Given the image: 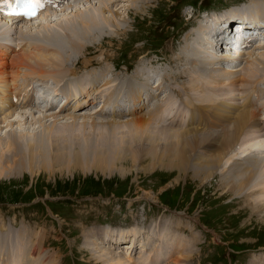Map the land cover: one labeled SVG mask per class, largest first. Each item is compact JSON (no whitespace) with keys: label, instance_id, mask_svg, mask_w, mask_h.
Listing matches in <instances>:
<instances>
[{"label":"rangeland","instance_id":"374dc122","mask_svg":"<svg viewBox=\"0 0 264 264\" xmlns=\"http://www.w3.org/2000/svg\"><path fill=\"white\" fill-rule=\"evenodd\" d=\"M244 1H246L247 4V2L252 0H144V2L141 1L136 5L134 8L135 10H129L128 13L124 9L127 8L128 5L125 7L123 5L130 3L129 1H121L115 5L111 4L114 9L119 7L120 4H123V8L120 9L121 21H118L120 27L118 26L113 32L109 31L103 33L104 35L101 37V42L97 44H102L104 46L91 48V53L89 52L86 56H89V59L95 58L105 60V58H107L105 66L107 65L112 68L113 71L111 75L113 78H122L126 75L133 76L134 70L140 67L134 65H145L141 63L144 60H142L139 55L148 50L167 51L164 58L178 50L176 54L178 61H173L172 66L179 68L183 66V54L185 53L182 48H186L187 43H189L192 38V34L188 33L184 40H182L180 48L177 49L180 38L188 32L187 28L194 24L196 20V17L189 20V16L193 12L197 13V9L200 7L207 10H219L229 4H233V6L238 8ZM85 6L86 5H83V7ZM234 10L231 9L222 14L215 12L212 22L202 23L208 26L209 29L205 30L203 25L200 24L199 27H201L203 32L200 33L201 36H199L198 41L195 43L204 54H208L205 52L207 49V52L214 54L215 59L221 61L220 65L217 66H221V68L223 67L227 71H232L233 74L232 72L229 73L230 76H233L232 78L243 71L247 66V68H255L257 66L256 62L252 64L247 63L251 58H247L248 53H246L244 49H237L235 51L231 48H224L222 46L221 49L224 54V56H222L223 54H219L216 47L214 48L210 44V37L213 35L216 26L229 21V19H231L229 21V26H232L235 18H239L236 17L237 15L232 14ZM71 11L72 10L69 12ZM69 12L66 13L68 14ZM58 13L60 16L63 11L61 10ZM105 14L111 17L110 11H107ZM125 16L126 21L124 18ZM55 18L56 16H54L53 19L50 17L53 22ZM49 20H43L42 22L46 24ZM253 20L260 22L262 19L255 17L244 21L249 22ZM171 24L175 26L171 27ZM199 27H196L194 31ZM222 27L225 30L227 29L225 25H222ZM32 31H34V29ZM14 36L15 39H22L18 33ZM24 38L30 41V43L27 42L28 44L24 45V43L21 42L23 44L22 49H19L21 46L17 45L12 39L11 45L14 46L13 55L21 52L23 49H28L29 51L31 49L38 53L36 48L37 43L30 38ZM141 41L144 42L142 46L135 45V43ZM258 45L249 48L250 50L247 51H264V49H256ZM260 47L261 45L258 46V48ZM119 49L120 55L117 56V51ZM223 50L226 51L223 52ZM111 51L113 54L110 53ZM238 53L239 55H237ZM99 55L102 58H100ZM249 56L252 57L251 54ZM111 58H113V64L110 61ZM150 58L151 57H146V61L148 62ZM232 58L237 60L233 68L230 64L227 65L224 63L225 60H230ZM155 59L163 61L162 63H152V66L157 69L156 71L165 68L167 72L172 73L171 76L167 77L166 81H176L178 83L183 81L180 77L183 78L185 75L181 73V69H167L169 66L167 63L168 59ZM128 63H130V65H128L126 69L125 65ZM91 64L93 66H99V62L95 60L92 61ZM70 67L68 66V71ZM259 67L263 68L264 66L261 64ZM47 68L49 69V67ZM146 68L152 71V68L148 65H146ZM21 70L23 72L21 73V80L18 79V84L23 83L22 79L26 72L25 68ZM149 70H146L147 76L145 85L152 90L155 101L156 98H159V89L154 87L158 80L154 79V75L148 73ZM162 71L163 69L159 70V77H161ZM65 73L67 74L66 70ZM177 74H180V77L177 78ZM184 74H188V71ZM36 76L39 78L38 75ZM35 80H37V78H35ZM45 80H51L53 83L54 80L55 82L57 81V77L52 79L46 77ZM234 81H238V77ZM226 82H229V79H226ZM246 85H248V83H244L240 88ZM105 90H109V88H105ZM143 90V95H145L146 89ZM22 91L24 90L22 89ZM101 91L103 94L102 88ZM231 92L234 95V101H236V97L244 93L241 90L238 93H235L237 90ZM177 93L181 97L173 93V96L176 95L173 99L171 96L168 101H158L159 107H166L167 110H175L177 112V105L178 107H182L184 112V110L189 109L193 105V103L191 105L190 99L185 93ZM198 93L199 91L197 90V94ZM102 94L101 97L103 98ZM162 96L163 95H161V99ZM177 96L181 98L183 102H181ZM171 100L173 103H171V105L175 104L173 106L175 109L170 104H166ZM191 101L194 100L191 99ZM137 102H139V100ZM194 102H196V100ZM202 102H204V100H199V103ZM238 102H240V100ZM61 106L62 105L55 104L51 109H56L55 111L58 112L64 111V109H61ZM244 106L242 107L246 108V106ZM36 107V111H38V109L45 110L38 105L31 106V108L28 107V109L34 110ZM11 108H14V106L9 105L4 109L1 107L0 120ZM261 109H263V116L261 117H264V107ZM148 111L149 109L142 114H136L134 118L142 115L148 118V116H150ZM68 114L69 113H65L64 116L70 117ZM90 114L96 115L98 112L89 113L86 117H89ZM155 114H157V112H155ZM80 115L82 117V114L78 116ZM182 116L185 122L180 126H173V128L183 129L187 127L189 117L186 113H183ZM104 117L105 116L102 115L99 116L101 119H104ZM127 117L131 118V115ZM258 117L260 119L258 115L252 116L254 119ZM80 119L74 124L75 133L79 132L77 135L65 133L52 138H48L47 135L41 132L40 135L36 133L37 135L35 137H28L27 135L24 140L34 144L33 147H24L23 152L19 154V151L22 150L21 148L18 151V155L14 153V157L17 158L16 160H13L7 155L3 156L4 159L0 156V264H11V249L16 250L15 256L17 259H25L27 257L25 261L26 263L31 262L30 264H77V262L78 264H96V262L104 264V262L96 256V250L100 251V249H102L109 253H113V251L116 250L118 252L120 251L121 254L124 252L122 248L118 249L116 247L115 242L108 239L109 236H106L107 231L104 229V225L109 224L113 227H128L130 224L134 223L136 218L142 216V214L143 219L146 218L147 214L152 216H164L163 221L165 224L163 222V225L168 227V231L171 230V232L165 235H169L167 237L168 240L166 239L164 242H161L163 245L158 248L159 250H165L164 255H158L155 252L157 258L162 259L169 256V250L173 245V236L175 235L178 241L177 247L180 251L183 250L182 252L187 248L184 246L183 249V243L180 241L181 238L183 240V236L189 244L193 243L188 246L189 248H187L185 254L182 253L183 255H181V253L177 254L174 248L168 261L163 264H250L251 261H254L251 260V258L257 259L258 256L264 254V212L258 211V209H262L259 206V202L264 201V182L261 183V178H259V184L257 183L256 186L254 183L251 184V182H248L250 184V190L235 193L230 192L228 190L229 187L220 182L218 173H214V175L207 180H203L202 176L198 175L200 172L198 167L202 166L213 154V150H218L220 145H215L216 150H211L207 148V146L203 148L202 145L204 144H202L197 149L199 151L198 153H191L194 163H188L179 168L178 163H181V158L183 156V143L180 142L177 144V141L174 142L172 137L168 138V134L170 135L173 133L164 131L163 136L156 138L151 128L142 133L141 131L137 132L135 127L130 130L128 128L129 126L125 129L122 126L120 128L122 132L114 133L112 136V138L115 137L116 139L121 138V136L122 138L124 137L123 149H119L118 154H114L116 152H112L113 155L110 153L107 154V152H100L99 154L92 155L93 153L89 151V148L95 149L96 140L94 139L97 137L96 135L108 134L109 131L107 132V130L111 128L113 124L108 125L106 123L102 125V128L98 124L97 128L91 123L93 118H86L87 122H83V118ZM154 119L155 118L152 116V123H154ZM22 125L21 127L30 129L31 131L40 129V127H36L38 124H34L31 127L29 124ZM171 125H175V123ZM84 127L86 129H84ZM168 127H170V125H166V128ZM5 128L6 127L3 129L1 128L0 132L3 142L9 140L7 136L8 130ZM79 129L81 131H79ZM146 132L149 133V135H146ZM173 135L174 138H176L175 135L180 136L176 133ZM65 137L68 139H65ZM28 138L30 140H28ZM33 139H35V141ZM88 146L89 148H87ZM84 149L87 150V152ZM237 149L235 153H240V145L237 146ZM1 154L0 150V155ZM115 155L118 156L116 157ZM231 156L232 155H230V157ZM262 156L264 157V154L260 155V157ZM233 158L237 163H242L245 160H240L238 156H234ZM225 165H230V163L227 161ZM225 179L227 182L230 181L229 177ZM237 183L241 184L238 180L236 183L231 182L232 186L237 185ZM163 225L161 229L156 228L159 233L163 232V228H165ZM173 226L182 232L183 235L178 234ZM134 227H136V225L130 226L129 228H116L115 230H118L119 233L128 231ZM137 227L140 228V226ZM148 229L149 232L153 234L150 230L155 228L151 227ZM141 230H143V228H141ZM105 236L107 238L105 241L106 244H104V240L100 242ZM129 236L133 238V235ZM128 240L129 239L125 237L123 239L124 242L118 240L116 243H129ZM17 241L21 242L22 245L17 247L19 244ZM93 241L96 243L92 246L94 249L91 247ZM14 244H16V248L19 250L14 248ZM96 246H99V248L95 249ZM122 257H124L123 254L119 258L122 259ZM256 261H258L257 264H262L264 255L260 260Z\"/></svg>","mask_w":264,"mask_h":264},{"label":"bare ground","instance_id":"6f19581e","mask_svg":"<svg viewBox=\"0 0 264 264\" xmlns=\"http://www.w3.org/2000/svg\"><path fill=\"white\" fill-rule=\"evenodd\" d=\"M121 1H129L130 3L124 5L120 4V6L115 9L112 8L111 4L115 5L117 3H120ZM141 1L144 2V0H80V1L73 0L72 2L67 3L68 7L65 6L66 10H62L63 13L60 14V16L58 15L59 13L55 14L54 11L50 9H48L42 15H39L37 18H29V19L27 18V20L26 19L19 20L14 17H3L2 15H0V42L3 45L8 46V40L10 39V37L13 36L15 38L14 35L18 33L20 34V37L22 39H17V40H20L21 42L24 43V45H26L30 43V41H27V39L24 37L30 38L37 43L36 48L38 50L37 53L35 51H32L31 49L30 51L28 49H23L21 50V52L13 55L11 58H8L9 57L8 53L2 54L0 52V106H2L3 109L7 108V106L9 105L14 106V108H11L9 112L0 120V132H1V128L3 129L4 127H6L5 129L8 130V135L7 134L6 135L9 137V140L7 142H3L2 137L0 136V150L2 153L0 155L1 158H3L4 155H7L13 160H16L17 158L14 157V153H17L18 155V151L21 148L22 150L19 151V154H21L20 152H23L24 147H29V148L33 147L34 144H31L29 141L24 140L26 139L27 135L28 137H32V136L35 137L38 133L40 135V132L42 134L47 135L48 138L60 136L65 133L77 135L79 132L75 133L74 124L77 123L80 118L84 119L82 120L83 122H87L86 118L89 119L93 118L91 120L92 121L91 123L96 127L99 124V126L102 128V125H105L106 123L108 125L109 124L111 125L113 124V125L111 126V128H108L107 130V132L109 131L108 134L104 133L101 135L99 134L96 135L97 137H95L94 139L96 140L95 149L89 148V146L87 147L89 148V151L93 153V154L91 153L92 155L99 154L100 152L102 153L107 152V154L110 153L111 155H113L112 152H116L114 154H118L119 153L118 150L123 149L124 137L122 138L121 136V138L116 139L115 137L112 138V136L114 135V133L122 132L120 130L122 126L124 129L127 128V126H129L128 128L130 130L135 127V130L137 132L141 131L142 133L145 132L147 129L149 130V128H151L156 138H160L161 136H163L164 131H168L173 134L176 133L181 136L180 137L178 135L177 136L175 135L176 138H174L173 134L170 135L168 134V138L172 137V140L174 142L177 141V144H179L180 142L183 143V156L181 158V163H178L179 168L187 165L188 163L191 164L194 163L192 154L194 152L198 153L199 151L197 149L202 144H204L202 145L203 148L207 146V148L211 150L215 149V145L218 146L220 145V148L218 150L215 149L216 151L213 150V154L208 158V160L205 161L204 164H202V166L198 167V170L200 171L198 175H201L203 180H207L211 178L214 175V173L216 174L218 173L220 182L226 184L229 187L228 190L230 192H235V193H240L250 190V184L248 182H251V184L254 183L255 186L257 185V183L259 184L258 182L259 178H261V183L264 182V157L263 156L260 157L261 154H264V117H261L263 116L262 113L263 109L261 108L264 107V67L263 68L259 67L261 64H263L264 66V51L261 50L259 52H254V51L246 52L248 53L247 58H251V60L249 59L247 63L252 64L253 62H256L257 66L255 68L253 67L247 68L248 67L247 66L243 71H241L239 74L234 76V78H232L233 76L229 75V73L232 71H227L223 67L221 68V66H217L220 65L221 61L215 59L214 54L212 53L210 54L209 52H207L206 51L207 49L205 50V52L208 54L207 55L204 54L203 51L200 50V47L197 44H195L196 41H198L199 36H201L200 33L203 32L201 27L197 29L198 31L195 30L193 31V33L190 32V34H192L191 35L192 38L190 39L189 43H187L186 48H182L184 49L185 53L183 54L182 52L183 69L181 70V73H183V75L185 76L182 75L183 76L182 78L180 77V74L176 75L177 78L180 77V79L183 80L178 86V89L175 90L170 89V87L174 84V82L169 81L166 83V79L167 77L171 76L172 73H169L165 70L162 71L160 79L156 81V85L154 86L155 88L159 89V94H158L159 101L160 100L168 101L169 97L171 96L173 99V97L178 95L177 92L185 93L186 96L189 97L191 105L192 103L193 105L189 109L184 110V112H183V108L178 107L177 105H176L177 112L175 110H171V111L167 110L166 107H165L166 109L160 108L158 101L157 103L154 101L152 90L146 87L145 85L146 76H147L146 70H149L148 68H146V65H142L136 70H134L133 76L126 75L125 77H122L123 79L113 78L111 75V72L113 71L112 68H110L107 65L105 66V62H107V58H105V60L103 59L100 60L95 58L89 59V56H86L89 54V52L91 53L90 51L91 48L94 47L99 48L104 46L102 44L101 45L97 44L101 42L102 40L101 37L104 35L103 33L109 31L113 32L116 28H118V26L120 27V25L118 24V21H121L120 9H122L123 6L125 7L126 5H128L127 8H124L128 13L129 10L132 11V9H134L136 5ZM80 4L86 6L83 7L82 5L81 7ZM70 10L72 11L69 12ZM107 11L111 12V17L105 14ZM66 12L69 13L67 14ZM50 13H54L53 17H51L52 19L54 18V16H56L55 18L56 22L54 19L55 23L49 18L51 15ZM232 14L237 15L236 17L239 18L244 17V18H240L243 20H248L250 18L257 17L264 21V0H252L250 2H247V4L245 3V5L236 8ZM124 18L126 21V16ZM43 20L45 21L49 20V22L45 24L44 22H42ZM19 23H22L23 25L21 24L20 27H18ZM201 25H203L205 30L209 29L208 26L204 24ZM32 28L34 29V31H32L33 30ZM260 45L261 47L258 48V46ZM258 46L256 49H264V43H260ZM250 54L252 55V57L249 56ZM222 56H224V54ZM216 58H217V54H216ZM94 60L96 62L97 61L99 62V66L91 68L87 72H85L87 74L86 77L84 76L85 73L78 75L77 78L74 80V83L77 86L80 85V88L83 89L84 82H88V81L91 82V78L92 77L95 78L97 82L100 84L99 87L105 86V88H109V90H105V88L104 90L107 95L108 101L109 99L110 100L115 99L114 108L112 109L110 108V110H108L105 107H101L100 109L97 110L98 114L96 115L90 114L89 117H86L88 116L87 114H82V117L81 115L78 116L76 114L70 115V117H65L64 115L66 112L64 111L58 112L55 111L56 109H51L53 105L59 104L56 98L51 100L52 99L51 97L54 95V93L57 94V91L53 89L54 86H57L59 88H64L65 90H67V86L73 84V81L70 78L63 76L64 74H66L65 70L67 71L68 75L76 74L80 68H88L89 65L93 66L91 62ZM80 62H81L80 67L75 68L74 66L78 65V63ZM68 66L69 67L71 66L69 68V71L67 70ZM23 67L28 69L30 74L25 73L26 75L22 79L23 83L20 82L21 84L19 85L17 82L18 79L21 80V78H19V75L22 71L21 68ZM47 67H49V69ZM187 71L188 74H184ZM148 73L154 75V77L156 73L157 75L160 74L159 70L154 71L153 69L152 71L149 70ZM35 74L44 79L46 77L47 78L50 77L51 79L57 77L56 82L55 80L53 83L51 82V80H45L44 86H40L42 89L40 96L42 98L47 97L48 101L47 102L44 101L43 106L42 105H38V106L40 108L41 107L44 108L45 110L38 109V111H36L37 107L34 110L28 109V107L31 108V106H35V104H33L31 101H26L27 96L29 95L28 89L31 87L32 83L34 82L33 80L36 77ZM237 77H238V81H234L235 79H237ZM226 79H229V82H226ZM244 83H248V85L244 86L243 88H240V86L243 85ZM93 87L97 88L98 86H93ZM44 88L46 89V91H44ZM22 89L24 91H22ZM51 89L54 91V93H51L49 91ZM97 89L99 90V88ZM143 89H146L145 95H143L144 93ZM162 90L164 91L162 92ZM197 90L199 91L198 94H197ZM236 90L237 92L241 90L244 93L242 94L239 93L240 96L236 97V101H234L235 98L233 97L234 95L231 91H236ZM218 91L220 92L218 93ZM73 92L76 91L74 90ZM71 93L72 92H70V94ZM173 93H175L176 95L173 96L172 95ZM161 95H163L162 99H161ZM14 96H17L19 99L23 98V100L25 101H22L19 104L18 102L15 103L12 101ZM87 96L89 98L88 100L89 104L96 102L95 97H92L89 93H87ZM179 99L181 100V98ZM191 99H193L194 101L196 100V102L191 101ZM239 99H241L242 101L238 102ZM138 100L139 102H137ZM199 100H204V102L199 103ZM68 102H69V98H67L65 101H62L61 104L63 105L61 106V109H65ZM181 102L183 101L181 100ZM171 103L172 100L166 104L171 105ZM174 105L171 106L173 107ZM244 105L246 106V108L242 107ZM118 108L120 109L117 110ZM173 108L175 109V107ZM147 109H149L148 113L150 114L148 118L145 115H142L135 118L123 119L127 115H131L132 112L136 115V112L138 110H144L145 112L147 111ZM155 112H157V114H155ZM183 113H186L189 117V120L187 122V127H184L183 129L173 128V126H177V125L180 126L185 122L182 116ZM35 114H37L38 116ZM101 115L105 116L104 119L99 118V116ZM254 115L260 116V119L259 117L255 119L252 118V116ZM152 116L153 118H155L154 123H152L153 120L151 121ZM173 123H175V125H171ZM22 124L24 125L29 124L30 127L34 124L36 125L38 124L36 127L38 128L40 127V129H37V131L34 130L31 131L30 129H25L24 127H21L23 126ZM164 124L170 125V127L166 128V125ZM159 125H164V126H159ZM154 126L159 128H156ZM84 129L86 128L84 127ZM79 131L81 130L79 129ZM147 134L149 135V133L146 132V135ZM66 138L67 137H65V139ZM28 140L30 139L28 138ZM33 140L35 141V139ZM59 140L63 141L62 139ZM239 145H240V153H235L237 152L238 150L237 146ZM241 148H245V149H241ZM85 151L87 152V150ZM230 155L232 156L230 157ZM234 156H238L240 160L243 159L245 160L242 163H237L234 161L233 158ZM227 161L228 163H230V165H225ZM228 177L231 182L236 183V181L238 180L241 184L237 183V185L232 186L231 182L230 181L227 182V180L225 179ZM259 206L262 209L257 208L258 211L264 212V201L259 202ZM141 228L142 227L139 228L136 226L134 228L129 229L128 231L119 232L116 235L114 234L115 236L113 235L108 239H110V241L112 242H115V245L117 244L116 242L118 240H120L121 242L125 237L129 239L128 240L129 243L132 241L135 242L139 234H141L142 232ZM150 231H152L153 234L157 233L155 235L158 236L159 238L158 242L160 243V245H163L161 242H164V240H166L167 237L169 236V235L168 236L165 235L171 232V230L168 231L167 226L163 228L162 233H159L156 230V228ZM129 235H133V238H130ZM173 241L178 242L176 235L173 236ZM180 241L181 243H183L182 238ZM95 244H96L95 241H93L91 247L94 246ZM104 244H106V242H104ZM92 248L94 249V247ZM98 248L99 246H96L95 249ZM186 250H184V252H181V255H183L182 253L185 254ZM132 251H133L132 244L128 245L126 250L122 252V254L124 255L122 259L119 258L122 256L121 252L120 251L118 252L116 250H114L113 253H109L108 251L100 249V251L96 250L95 253L98 259H101L105 264H132L133 262ZM169 251H171V249ZM140 252L142 254L143 250ZM155 252L158 255L160 254L164 255L165 250L156 249ZM15 254H16V250L12 249L10 253L11 264L31 263V262L26 263L25 260L27 257L25 259L24 258L17 259ZM139 261L142 263L146 262V264H153L150 254H147L146 256H141ZM257 263L258 261L254 260L251 261L250 264H257ZM262 264H264V261L262 262Z\"/></svg>","mask_w":264,"mask_h":264},{"label":"snow or ice","instance_id":"6c2138e0","mask_svg":"<svg viewBox=\"0 0 264 264\" xmlns=\"http://www.w3.org/2000/svg\"><path fill=\"white\" fill-rule=\"evenodd\" d=\"M7 6L9 16H24L32 18L43 7V0H0V9Z\"/></svg>","mask_w":264,"mask_h":264}]
</instances>
